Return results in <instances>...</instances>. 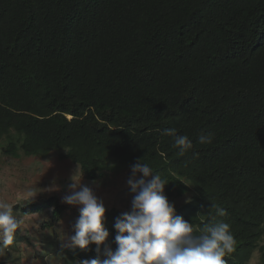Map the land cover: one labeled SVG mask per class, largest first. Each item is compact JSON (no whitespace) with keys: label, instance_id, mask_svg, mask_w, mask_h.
<instances>
[{"label":"trees","instance_id":"16d2710c","mask_svg":"<svg viewBox=\"0 0 264 264\" xmlns=\"http://www.w3.org/2000/svg\"><path fill=\"white\" fill-rule=\"evenodd\" d=\"M165 128L193 148L179 155ZM3 139L15 158L67 150L91 181L142 160L171 202L192 193L176 214L194 234L230 224L227 264L256 250L264 264V0H0ZM43 208L56 233L67 204L23 209ZM65 247L78 262L97 257L94 243Z\"/></svg>","mask_w":264,"mask_h":264},{"label":"clouds","instance_id":"9594fccd","mask_svg":"<svg viewBox=\"0 0 264 264\" xmlns=\"http://www.w3.org/2000/svg\"><path fill=\"white\" fill-rule=\"evenodd\" d=\"M163 134L173 138V146L181 156L193 148L189 136L178 134L175 128H165ZM213 138V133L202 134L199 142L211 144ZM130 169L126 183L133 195L130 209L115 219V249L105 243L110 235L104 225L105 202L93 187L82 182L84 173L78 166L75 169L70 191L62 202L76 206L79 216L71 226L73 234L65 237V246L81 249L93 243L97 246L96 258L82 259L78 264H227L225 256L235 245L229 223L213 220L199 234H194L193 224L176 214L175 204L165 195L168 182L142 160L130 165ZM213 207L218 216L226 214L223 208ZM21 223L10 204L0 203L4 245L12 242Z\"/></svg>","mask_w":264,"mask_h":264},{"label":"rangeland","instance_id":"374dc122","mask_svg":"<svg viewBox=\"0 0 264 264\" xmlns=\"http://www.w3.org/2000/svg\"><path fill=\"white\" fill-rule=\"evenodd\" d=\"M6 145V139L0 140V203L10 204L13 215L22 223L10 244L4 245L0 234V262L78 264V261L68 258L65 251V237L73 234L71 226L79 216L78 208L67 204L69 209L56 224V233L42 227V223L50 219L53 208H43L33 213H24L23 208L51 196H58L62 202L70 191L71 177L77 166L81 170L80 166L65 157L67 150L52 151L43 156L23 154L15 158L5 152ZM130 175V165L123 168L116 166L104 177L94 181L83 177L82 182L94 188L97 196L104 200L106 208H116L121 214L130 209L133 194L126 183ZM191 197L192 193L189 192L174 198L172 202L178 207ZM114 222L106 217L104 219V225ZM248 264H260L258 250Z\"/></svg>","mask_w":264,"mask_h":264}]
</instances>
